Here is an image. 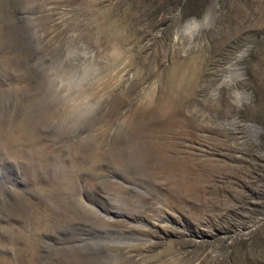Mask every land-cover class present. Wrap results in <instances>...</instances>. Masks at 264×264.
I'll return each instance as SVG.
<instances>
[{"label": "rangeland", "instance_id": "rangeland-1", "mask_svg": "<svg viewBox=\"0 0 264 264\" xmlns=\"http://www.w3.org/2000/svg\"><path fill=\"white\" fill-rule=\"evenodd\" d=\"M0 130V264H264V0H0Z\"/></svg>", "mask_w": 264, "mask_h": 264}, {"label": "water", "instance_id": "water-1", "mask_svg": "<svg viewBox=\"0 0 264 264\" xmlns=\"http://www.w3.org/2000/svg\"><path fill=\"white\" fill-rule=\"evenodd\" d=\"M181 6H179L176 11L174 12V14L178 13L179 10H180ZM209 9L206 11V13L204 14V16L202 18H196V17H191L187 20H185L184 22L182 23H179L177 26H176V29H175V32L176 34H181L183 33L184 31L188 30V29H192V39H193V36L196 34V31L202 26L204 25V23L207 21L208 19V15H209ZM233 63L230 64V66H232ZM220 87V85L218 86ZM239 92H244V90H236L235 93H239ZM238 121V116H236L234 119L230 120V121H226L227 123H231V122H237ZM248 128H251V129H257L259 128L258 125L254 124V123H247L245 124Z\"/></svg>", "mask_w": 264, "mask_h": 264}, {"label": "bare ground", "instance_id": "bare-ground-1", "mask_svg": "<svg viewBox=\"0 0 264 264\" xmlns=\"http://www.w3.org/2000/svg\"><path fill=\"white\" fill-rule=\"evenodd\" d=\"M1 131V130H0ZM19 132V131H18ZM33 132V131H32ZM17 133V132H16ZM18 135V134H17ZM18 136H21V135H18ZM22 136H23V134H22ZM14 137V136H13ZM19 139H20V137H19ZM23 259V258H22ZM21 259V260H22ZM25 261H27V260H25ZM30 262V261H29ZM29 262H27L26 264H29ZM31 263V262H30ZM23 264V263H22Z\"/></svg>", "mask_w": 264, "mask_h": 264}]
</instances>
